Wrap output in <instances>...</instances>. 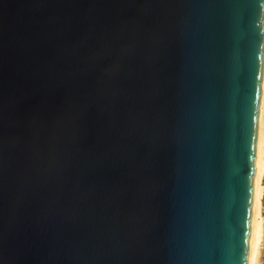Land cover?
Wrapping results in <instances>:
<instances>
[{"label": "water", "instance_id": "water-1", "mask_svg": "<svg viewBox=\"0 0 264 264\" xmlns=\"http://www.w3.org/2000/svg\"><path fill=\"white\" fill-rule=\"evenodd\" d=\"M264 0H0V264H248Z\"/></svg>", "mask_w": 264, "mask_h": 264}, {"label": "bare ground", "instance_id": "bare-ground-1", "mask_svg": "<svg viewBox=\"0 0 264 264\" xmlns=\"http://www.w3.org/2000/svg\"><path fill=\"white\" fill-rule=\"evenodd\" d=\"M262 175H264V94L261 95L258 142L256 151V170L254 179L253 214L250 236V249L248 264H254L259 253V246L264 236V222L260 210L262 207Z\"/></svg>", "mask_w": 264, "mask_h": 264}, {"label": "rangeland", "instance_id": "rangeland-1", "mask_svg": "<svg viewBox=\"0 0 264 264\" xmlns=\"http://www.w3.org/2000/svg\"><path fill=\"white\" fill-rule=\"evenodd\" d=\"M260 214L262 216V222H264V212H262V207L260 210ZM262 244H264V236H262V240L259 246V253L257 259L255 260L254 264H264V248H262Z\"/></svg>", "mask_w": 264, "mask_h": 264}, {"label": "built area", "instance_id": "built-area-1", "mask_svg": "<svg viewBox=\"0 0 264 264\" xmlns=\"http://www.w3.org/2000/svg\"><path fill=\"white\" fill-rule=\"evenodd\" d=\"M262 94H264V83H262ZM262 192H264V175H262ZM262 212H264V195H262ZM262 248H264V244H262Z\"/></svg>", "mask_w": 264, "mask_h": 264}]
</instances>
